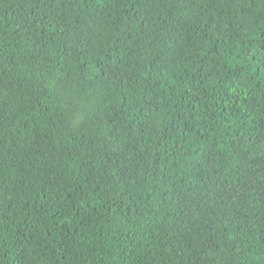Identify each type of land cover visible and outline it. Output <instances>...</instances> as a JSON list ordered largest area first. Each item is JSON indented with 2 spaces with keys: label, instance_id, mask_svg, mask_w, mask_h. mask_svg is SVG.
<instances>
[{
  "label": "trees",
  "instance_id": "obj_1",
  "mask_svg": "<svg viewBox=\"0 0 264 264\" xmlns=\"http://www.w3.org/2000/svg\"><path fill=\"white\" fill-rule=\"evenodd\" d=\"M0 264H264V0H0Z\"/></svg>",
  "mask_w": 264,
  "mask_h": 264
}]
</instances>
